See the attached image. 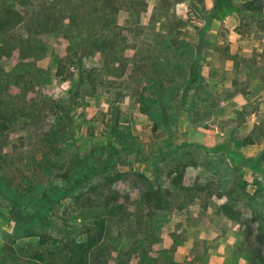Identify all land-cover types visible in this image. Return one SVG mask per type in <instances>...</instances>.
Masks as SVG:
<instances>
[{"label":"rangeland","instance_id":"obj_1","mask_svg":"<svg viewBox=\"0 0 264 264\" xmlns=\"http://www.w3.org/2000/svg\"><path fill=\"white\" fill-rule=\"evenodd\" d=\"M243 1L0 0V264H60L102 219L88 264L162 243L165 264H264V16Z\"/></svg>","mask_w":264,"mask_h":264},{"label":"trees","instance_id":"obj_2","mask_svg":"<svg viewBox=\"0 0 264 264\" xmlns=\"http://www.w3.org/2000/svg\"><path fill=\"white\" fill-rule=\"evenodd\" d=\"M241 7H242V10L245 12H249L253 15H263L264 16V11H263L264 0H244L241 4ZM12 11L14 14H18L17 11H15V10H12ZM11 25L12 24H10L8 22V20H6L5 22L0 24V26L2 27L3 30H5V28L7 26H11ZM96 44L97 43H95V45ZM143 111L144 110H142V112ZM65 117L68 118V114ZM53 133H54V131L52 129H49V131L46 132V135H50ZM182 178H183V174L176 173L175 176L173 177L174 184L179 185L182 182L181 181ZM78 179H80V178H78ZM149 196L150 195L145 194L144 200L148 203H152L156 208H160L159 206H161L160 204L162 202H160L157 199H151ZM116 203H117V205L115 207H111V211H114L115 209H123V202H118V200H116ZM31 217H32V219L36 220L37 213H34ZM31 224H32V222L26 223L24 225L30 226ZM103 227H104V220L102 219L98 222H95L93 226H88L86 228V230H85L86 237L84 240L79 241V242L72 241L69 243H65L66 247H67L66 257L61 261L60 264H88L91 252L95 249L97 244H99L102 241ZM25 229H27L26 230L27 235H31L33 233H38V232H33L34 230L33 229L31 230V228L30 229L25 228ZM43 240L44 239L42 238V241ZM168 247H169L168 244L162 243V246L156 252V254H158V255H156V257H154L155 264H158V262H159L158 259H160V258L164 259V264L167 263V261L169 263H171L170 255L166 254V252H167L166 248H168ZM33 256H34V258L39 259V260H42L44 257L43 253L38 252V251H35L33 253ZM172 263L174 264V263H176V261L173 260Z\"/></svg>","mask_w":264,"mask_h":264}]
</instances>
